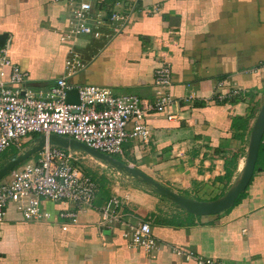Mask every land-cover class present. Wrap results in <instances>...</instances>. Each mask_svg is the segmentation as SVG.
I'll list each match as a JSON object with an SVG mask.
<instances>
[{"label": "crops", "instance_id": "crops-1", "mask_svg": "<svg viewBox=\"0 0 264 264\" xmlns=\"http://www.w3.org/2000/svg\"><path fill=\"white\" fill-rule=\"evenodd\" d=\"M86 1L89 24L99 35L75 34L63 42L66 0H0V35L9 39L10 61L27 73L26 85L46 91L66 75L65 60L74 53L80 66L66 76L67 84L105 86L149 101L154 69L165 57L172 67L169 92L178 101L171 112L180 120L149 115L148 146L128 140L120 160L185 196H220L243 164L264 96V0ZM113 11L128 15L119 32L109 21ZM219 81L244 94L213 99ZM232 154L236 161L226 179L225 158ZM112 171L99 169L103 182ZM115 183L99 189L75 223L57 217L71 209L65 201L43 202L51 214L47 221H26L8 204L0 222V264H195L174 249L222 264H264V164L241 201L215 215H191L126 179ZM112 199L121 220L149 223L154 250L130 245L119 223L102 220Z\"/></svg>", "mask_w": 264, "mask_h": 264}, {"label": "built area", "instance_id": "built-area-1", "mask_svg": "<svg viewBox=\"0 0 264 264\" xmlns=\"http://www.w3.org/2000/svg\"><path fill=\"white\" fill-rule=\"evenodd\" d=\"M66 4L69 16L61 41L75 34L99 35L89 24V2L66 0ZM127 20L128 15L116 11L109 15L114 32H119ZM8 46L9 39L0 46V155L9 148L22 151L32 142V134L47 136L55 133L78 140L99 152L123 157L122 145L128 140L148 146L150 136L145 121L149 115L163 114L168 121L180 120L171 112L178 101L169 92L172 67L165 57L154 69V94L148 101L133 94H115L105 86L67 84L66 76L74 74L80 66L74 53L65 60L68 67L65 76L57 78L46 91L33 89L26 85L27 73L10 61ZM5 69H8L7 73ZM255 71L257 68L248 72ZM73 88L77 90V103L66 101L67 91ZM243 92L241 88H227L219 81L212 98L224 102L241 97ZM261 143L264 145V140ZM84 158L83 153L46 146L13 168L0 180V222L8 204L13 205L26 221H47L51 214L43 208L44 201L70 204L71 209L58 211L57 217L77 222L78 213L93 203L99 190L83 170ZM117 203L112 199L105 204L102 220L108 225L119 223L122 236L130 245L149 252L154 250L157 242L151 235L149 223L121 220L114 212ZM174 252L195 264H222L193 251L174 249Z\"/></svg>", "mask_w": 264, "mask_h": 264}, {"label": "water", "instance_id": "water-1", "mask_svg": "<svg viewBox=\"0 0 264 264\" xmlns=\"http://www.w3.org/2000/svg\"><path fill=\"white\" fill-rule=\"evenodd\" d=\"M6 34L0 35V46L3 45ZM66 101L77 103V90L75 88L67 91ZM264 135V96L257 109L256 116L251 125L244 161L234 179L227 189L218 197L210 200L194 199L177 193L169 187L161 184L138 168L124 163L114 156L99 152L86 144L73 138L51 133L49 135L38 134L24 150L9 157L0 164V180H2L13 168L34 156L44 147H58L70 151L86 154L104 166L116 170L120 175L127 178L134 185H138L152 193L164 198L174 207L191 215L204 216L215 215L232 207L238 196L243 193L254 173L258 151Z\"/></svg>", "mask_w": 264, "mask_h": 264}, {"label": "rangeland", "instance_id": "rangeland-1", "mask_svg": "<svg viewBox=\"0 0 264 264\" xmlns=\"http://www.w3.org/2000/svg\"><path fill=\"white\" fill-rule=\"evenodd\" d=\"M30 144H27L23 147V150L28 147ZM12 149L9 148L7 150H5L1 155H0V164L6 160L7 157H10L11 156V153H12ZM85 155V158L83 159V163H82V167H83V170L89 174L92 175V177H94V175L96 176V180L98 181V186H99V189H100V193L102 192H105L107 189H105V186H107L108 182L112 185H110L109 188H111L112 186L114 187L115 186V181L117 178H121V179H126L124 176L120 175V174H117L116 172H114V174H112L114 177L111 178V180H107L108 182H103L102 181V176L99 174V169H101V166L98 162H96V160H93L92 158H90L89 156H86ZM119 158V157H117ZM103 168V167H102ZM104 169V168H103ZM106 170L107 169H110V168H105ZM116 171V170H115ZM113 172V171H112ZM104 179V178H103ZM97 183V182H96Z\"/></svg>", "mask_w": 264, "mask_h": 264}, {"label": "trees", "instance_id": "trees-1", "mask_svg": "<svg viewBox=\"0 0 264 264\" xmlns=\"http://www.w3.org/2000/svg\"><path fill=\"white\" fill-rule=\"evenodd\" d=\"M38 134H32V139L34 138V137H36ZM263 138H264V136H263ZM13 151H12V153H11V156H13V155H15V154H17L18 153V151L15 149V148H11ZM10 156V157H11ZM116 158L117 157H119V156H115ZM9 157H7L6 158V160L8 159ZM117 159H119L120 160V157L119 158H117ZM225 175H224V177L226 178V179H230V175H231V168H233L234 167V165H235V161H236V155L235 154H232V156H230V157H226L225 158ZM262 164H264V145L261 143L260 144V148H259V151H258V156H257V161H256V165H255V169H254V172L258 169V167L259 166H261ZM87 174L88 175H90L91 176V178L93 179V177H92V175L91 174H89L88 172H87ZM94 180V179H93ZM95 181V180H94ZM96 182H97V184H98V181L96 180ZM99 189V188H98ZM247 189V188H246ZM244 195H245V191L243 192V193H241L239 196H238V198L235 200V203H234V205L235 204H237V203H239L240 201H241V199L244 197Z\"/></svg>", "mask_w": 264, "mask_h": 264}]
</instances>
